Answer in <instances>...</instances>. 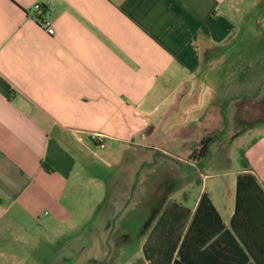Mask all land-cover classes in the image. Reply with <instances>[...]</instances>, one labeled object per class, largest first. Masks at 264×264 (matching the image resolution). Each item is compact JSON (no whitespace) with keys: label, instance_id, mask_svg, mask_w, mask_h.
I'll return each instance as SVG.
<instances>
[{"label":"crops","instance_id":"crops-1","mask_svg":"<svg viewBox=\"0 0 264 264\" xmlns=\"http://www.w3.org/2000/svg\"><path fill=\"white\" fill-rule=\"evenodd\" d=\"M37 3L53 23V36L30 16ZM260 4L0 0V264H49L53 228L85 226L75 214L98 206L80 192L82 170L103 190L91 167L99 161L111 169L110 161L123 159L125 167L138 168L137 178L146 180L157 166L164 184L173 179L201 188L189 224L182 206L151 213L146 205L152 217L144 220V264H264V130L239 149L234 165L212 159L228 143L230 107L243 113L250 101L252 118L264 120V81L248 82L232 97L228 82L220 96L212 82H183V72L190 77L214 68L215 49L241 38L243 15ZM202 134L223 137L200 168L192 153ZM95 135L103 137V148ZM214 165L222 172L204 173ZM216 178L224 180L220 189ZM169 187L170 203L181 192L171 181ZM119 209L116 203L113 214Z\"/></svg>","mask_w":264,"mask_h":264},{"label":"rangeland","instance_id":"rangeland-1","mask_svg":"<svg viewBox=\"0 0 264 264\" xmlns=\"http://www.w3.org/2000/svg\"><path fill=\"white\" fill-rule=\"evenodd\" d=\"M248 9L243 15V31L245 33L241 38H234L230 41V44L215 49L213 54V59L216 61L214 68L204 67L190 77L183 72V82H212L214 93L218 96L223 93L225 82H228L230 90L227 92V96L232 97L238 89L249 87L247 86L248 82L264 81V0L259 6ZM258 18L261 20L259 24L256 22ZM253 34H257V37L254 38ZM236 43L239 48H235ZM223 51L225 55L224 58H221ZM250 103V101H244L243 103V105H246V108L244 106L246 116L245 112H238L236 107L228 109L231 132L228 133L229 140L224 150L216 151L214 154L212 159L216 162L226 160L229 165L231 162V165H234L240 153L238 152L239 149L245 148L260 131L264 130V120L256 123V120L252 118L254 110L247 108ZM243 115L246 118H243ZM220 123V129H223L226 124L222 123L221 119ZM207 135H198L199 142L204 137H209ZM200 145H198V148ZM132 153L133 158L137 159L136 151ZM106 159L104 161H110L108 158ZM121 161L120 163L110 161L111 169L106 167L105 163L99 161H97V169L91 167V171L99 174V178L103 179V190L96 189L97 186L99 187L96 181H89L92 178V173L89 174L86 169L82 170L83 181L79 187L80 192L89 194L91 205L98 201V206L91 214L83 216L75 214V222L78 223V220L82 218L87 220L85 226L80 228L65 226L64 230H59L56 226L53 228V246L49 264H94L93 259L98 260L99 258H102L103 264H144L142 253V243L146 239L143 232L144 220L152 217V214L150 216L147 214L146 205L149 206L151 213L165 205H169V208H174L175 205L182 206L186 211H181V218L189 224V208L193 207L194 197H197L201 190L195 182H192L190 187H188L187 182L186 184L184 181L178 182L173 179L165 180L168 182L164 184L160 181L163 176L162 167L157 169V166L152 167L154 172L146 180L142 179L141 176L137 178L138 168L130 167V164L125 167V159ZM133 170L135 172L131 178L129 172ZM214 171L221 173V166L209 167L204 170V173ZM166 174L172 177L169 172ZM169 181L174 184V191L181 192L174 195L173 199L169 198L172 199L170 203L165 198L171 187H169ZM213 181L216 182L215 189H220L224 182L220 178ZM209 182L208 186L205 184L206 189L203 188L204 192L210 188L212 180H209ZM152 185H156L158 188L162 187V189L157 193ZM125 188V198H120L119 194L122 195L121 192H124L122 190ZM149 194L152 197L148 199ZM213 202L216 204L221 202V198L216 196V193ZM116 203L121 209L118 210L117 214H113ZM72 207L75 208V205ZM171 212H173V209Z\"/></svg>","mask_w":264,"mask_h":264},{"label":"built area","instance_id":"built-area-1","mask_svg":"<svg viewBox=\"0 0 264 264\" xmlns=\"http://www.w3.org/2000/svg\"><path fill=\"white\" fill-rule=\"evenodd\" d=\"M31 18L39 24V26L45 30V32L51 36L55 34L52 21L47 18L46 10L41 3H37L32 7ZM92 140L101 148L104 147L103 137L100 135L92 136Z\"/></svg>","mask_w":264,"mask_h":264},{"label":"trees","instance_id":"trees-1","mask_svg":"<svg viewBox=\"0 0 264 264\" xmlns=\"http://www.w3.org/2000/svg\"><path fill=\"white\" fill-rule=\"evenodd\" d=\"M223 137V134L214 136L211 138H204L201 142V146L198 150H195L192 153L193 157H196L198 159V166L201 168L204 161L208 159V157L211 154V146L214 144L216 141H219ZM241 162L243 164V167H246L248 162L244 159V155L241 153Z\"/></svg>","mask_w":264,"mask_h":264}]
</instances>
